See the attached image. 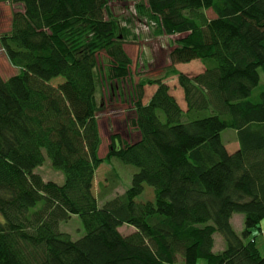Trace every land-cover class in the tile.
I'll list each match as a JSON object with an SVG mask.
<instances>
[{
  "label": "trees",
  "instance_id": "16d2710c",
  "mask_svg": "<svg viewBox=\"0 0 264 264\" xmlns=\"http://www.w3.org/2000/svg\"><path fill=\"white\" fill-rule=\"evenodd\" d=\"M7 1L21 10L0 36L18 70L0 76V264H264L255 244L264 220V0H132L154 34L176 37L170 65L199 60L203 71L176 75L185 112L163 79L147 82L156 86L147 104L137 84L136 139L110 135L103 157L96 58L106 55L117 81L131 63L109 0ZM46 159L61 185L35 172ZM112 161L136 169L121 193ZM103 165L111 168L95 194ZM145 186L153 200L137 202ZM72 216L85 232L78 240L59 231Z\"/></svg>",
  "mask_w": 264,
  "mask_h": 264
},
{
  "label": "rangeland",
  "instance_id": "374dc122",
  "mask_svg": "<svg viewBox=\"0 0 264 264\" xmlns=\"http://www.w3.org/2000/svg\"><path fill=\"white\" fill-rule=\"evenodd\" d=\"M18 10H21L19 4L12 6L7 0H0V36L10 30L12 12ZM108 10L113 19H115V22L121 27V31L125 34L126 42L123 43V49L128 57L132 59L127 76L122 81H117L111 77V70L108 67L110 61L106 55L102 52L96 58L97 91L95 94V103L97 114L95 115L101 137L100 157L105 156L107 152L108 137L110 135H118L120 140L130 143L136 139V132H134V125L132 127L131 120H134L133 104L136 97H138L137 84L141 83L144 85L143 90H145V93L143 92L142 97V104H144L151 90L147 83L148 81H153L157 78L166 79L172 88L170 83L173 80L172 77H176L177 73H180L175 66H168V54L171 48V42L176 37L169 39L163 34H154V28H151L152 26L150 24L137 19V16L134 14L132 0H109ZM185 66L183 72L189 74V76H194L200 69L199 65L193 62ZM17 74L18 70L9 64L6 56L0 50V76L8 79ZM257 90L255 89L253 96L258 93ZM231 133V131L227 130L221 135L230 150L236 147L234 139L232 137L228 139ZM113 165L117 173L121 176L120 186L117 191V193H121L130 186L131 175L136 172V169L115 161ZM110 168V166L103 165L97 171L95 177V194L98 191L96 186L104 181L105 174ZM35 172L39 173L44 181H53L56 184L60 181L61 177L59 176H63L62 173L59 171L57 173V171L50 167L48 159ZM152 200L153 189L148 186H145L143 193L136 198L137 202ZM235 216L238 217H235L233 222L235 228L239 231L243 226L242 219H239V217L243 218V215L235 214ZM261 225L264 229V220L261 221ZM127 228L130 227L124 225L120 231L125 232ZM59 231L69 234L73 240H78L85 234L79 219L75 216H72L67 222L60 223ZM216 236L219 242H221L220 235ZM219 242L216 245L217 249ZM260 251L262 252L263 250L261 249ZM197 264H205V262L199 260Z\"/></svg>",
  "mask_w": 264,
  "mask_h": 264
},
{
  "label": "crops",
  "instance_id": "0c3cea01",
  "mask_svg": "<svg viewBox=\"0 0 264 264\" xmlns=\"http://www.w3.org/2000/svg\"><path fill=\"white\" fill-rule=\"evenodd\" d=\"M167 38H169L170 39V37H168V36H166ZM130 58V57H129ZM130 59H132V58H130ZM191 62H193V63H196V65H199V71H198V73L197 74H199V73H201L202 71H203V66H202V64H201V62L199 61V60H193V61H191ZM191 62H189V63H191ZM186 64H188V63H179V64H175L174 66H175V68L178 70V71H180V73H183V74H185V75H188L189 76V74H186L185 72H183V69L186 67L185 65ZM170 65V62H169V64H168V66ZM190 65V64H189ZM173 66V67H174ZM196 75V74H195ZM173 78V80H172V82H170L171 83V85H172V88L170 87V85H169V82H167V80L165 79V80H163V82L166 84V85H168L169 86V93L175 98V100H176V102H177V104H178V106L180 107V109L183 111V112H185L186 111V103H185V100H184V94H183V90L181 89V87L178 85V80H177V76L176 77H172ZM150 88H151V90H150V92H149V95H148V98H147V100L145 101V103L144 104H147L148 102H149V100H150V98L152 97V95L154 94V92L156 91V86H149ZM144 93H145V90H144ZM135 132V131H134ZM234 144L236 145V147L234 148V149H232V150H230L229 149V147L226 145V143H225V145H226V149L229 151V152H234L235 150H237V148H238V144H237V142L236 141H234ZM57 173H59V172H57ZM59 177H61L60 178V181H59V183L58 184H62L63 183V181H64V179H63V176H59ZM56 183V182H55ZM235 217H238V216H235V215H233L232 217H231V224H232V227H233V229L235 230V232L236 233H241V231H242V229H243V226L240 228V230L238 231L236 228H235V225H234V222H233V220H234V218ZM239 219H242V222H243V218H241V217H239ZM260 227H261V231H260V233H258L257 235H256V237H255V244H256V246H257V248H258V250L260 251L261 249L263 250L261 253L262 254H264V229L262 228V225L260 224ZM217 242H219V240L217 239V236L215 237L214 236V250H215V252L216 251H221L222 249H224V247H225V244H224V242H223V240L221 239V242H219V244H218V249L216 248L217 246Z\"/></svg>",
  "mask_w": 264,
  "mask_h": 264
}]
</instances>
